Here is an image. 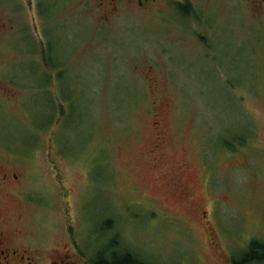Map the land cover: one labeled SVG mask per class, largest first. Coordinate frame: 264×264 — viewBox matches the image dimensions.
<instances>
[{
    "label": "rangeland",
    "instance_id": "1",
    "mask_svg": "<svg viewBox=\"0 0 264 264\" xmlns=\"http://www.w3.org/2000/svg\"><path fill=\"white\" fill-rule=\"evenodd\" d=\"M253 2L197 0L204 29L170 10L107 19L90 0H0V82L20 89L16 101L0 89V159L25 165L32 202L11 210L43 245L76 254L100 236L146 264H230L264 243Z\"/></svg>",
    "mask_w": 264,
    "mask_h": 264
},
{
    "label": "flooded vegetation",
    "instance_id": "2",
    "mask_svg": "<svg viewBox=\"0 0 264 264\" xmlns=\"http://www.w3.org/2000/svg\"><path fill=\"white\" fill-rule=\"evenodd\" d=\"M90 1L93 7L92 12H99L107 19H111L113 16H117L124 11L157 12V14L163 16L170 10L172 15L178 17L183 23L188 19V23L192 28L202 23V28L208 29L207 17H209V14L207 11L209 6L207 4L204 6L199 5L197 0ZM253 4L255 5L252 8H248V10L255 15L263 14L264 0H254ZM8 11H6L8 14L3 17H10L15 21V11ZM6 26L8 25L4 23L3 27L5 28ZM201 39L207 45V38L202 36ZM47 48L48 52L52 49L54 53L55 46L53 47L52 42L48 44ZM60 62L61 60L56 55L53 57V54L47 56L45 59L46 69H49L51 72L49 74L47 70L48 75L62 78L65 84V72L61 67H58ZM18 85L15 86L16 88L12 87L10 89L0 82V89H2V94H8L9 100L14 101L20 91ZM159 138L161 144L158 149L160 150L166 144V137L160 132ZM186 170L185 168V172ZM27 173L25 165L7 164L0 159V264H115V255L119 257H131L133 255L126 249L121 250L117 248L118 243L115 238H111L101 247L100 241L102 238L100 239V236L97 238L98 242L96 243L95 240L89 250L78 248L76 254H72L69 251L68 244H62L54 248H48L43 245V240L36 238L37 235L31 233V230L28 228L25 221L26 213L14 214L11 210V206L14 204H30L31 198H29L26 192V187L29 184ZM177 184L175 183V185ZM189 191L193 193L191 188ZM202 215L205 216V212H202ZM98 245H100L99 249Z\"/></svg>",
    "mask_w": 264,
    "mask_h": 264
},
{
    "label": "trees",
    "instance_id": "3",
    "mask_svg": "<svg viewBox=\"0 0 264 264\" xmlns=\"http://www.w3.org/2000/svg\"><path fill=\"white\" fill-rule=\"evenodd\" d=\"M204 37L208 38L207 36ZM157 127L159 128V123L156 124L155 128L158 129ZM241 140L242 137L239 138L238 142H240ZM228 144L229 143H227L226 145ZM231 144L232 143H230L228 147H231ZM109 225L110 222H108L103 229L104 230L107 228L109 229L110 228ZM115 261H116L115 264H146L145 262L141 261L138 257L134 255H132L131 257L129 256L119 257L115 255ZM230 264H264V243L260 241H252L249 249L243 253L241 258L233 259V261Z\"/></svg>",
    "mask_w": 264,
    "mask_h": 264
}]
</instances>
